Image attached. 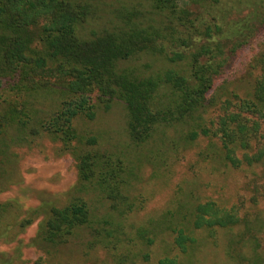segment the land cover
<instances>
[{"label":"trees","instance_id":"1","mask_svg":"<svg viewBox=\"0 0 264 264\" xmlns=\"http://www.w3.org/2000/svg\"><path fill=\"white\" fill-rule=\"evenodd\" d=\"M207 1L143 0L120 7L86 34L83 25L97 11L89 0H0V83L7 79L8 88L24 96L20 100L14 93L7 99L0 94V137L7 128L24 138L46 136L58 143L59 153L72 157L75 169L72 193L62 204L44 210L39 224L38 240L49 248L47 253L63 249L82 228L93 231L96 242L114 246L111 234L119 222L108 221L107 215L99 218L84 194L104 200L122 219L136 207L127 191L136 175L131 167L100 149L95 136L79 135L73 126L77 118L92 119L96 107L106 110L113 100L122 103L126 135L133 145L179 125L186 129V140L198 135L215 139L223 164L249 167L264 160V41L251 59L258 75L250 95L225 98L216 103L213 116L204 119L215 103L205 102L208 91L223 76L227 59L257 36L264 9L255 8L252 19L244 22L227 21L229 0H213L223 4L220 15L204 20L199 14ZM34 39L41 49L30 46ZM47 95H53L56 104L34 113L32 101ZM260 187L252 184V203L262 195ZM241 221L244 217L234 205L198 202L184 224L171 228L172 245L188 256L196 247L192 229L229 228ZM29 222L26 218L20 225ZM244 230H249L247 223ZM139 237L144 238L143 233ZM175 263V257L157 260ZM33 264H39L38 259Z\"/></svg>","mask_w":264,"mask_h":264},{"label":"rangeland","instance_id":"2","mask_svg":"<svg viewBox=\"0 0 264 264\" xmlns=\"http://www.w3.org/2000/svg\"><path fill=\"white\" fill-rule=\"evenodd\" d=\"M89 1L97 11L83 25L86 34L101 27L120 7L143 2ZM229 3L227 21L244 22L252 19L255 8L264 9V0ZM207 4L199 14L204 20L220 15L219 6L223 4L217 6L213 0ZM263 41L264 24L254 39L227 59L223 76L206 95L205 102H215L206 110V121L213 116L216 103L232 95H250L258 75L251 59ZM30 46L42 48L36 39ZM5 81L1 78V97L13 99L16 93L22 100V92H13ZM55 104L53 95L32 101L38 115L41 107L50 109ZM73 126L79 135L95 136L100 149L122 158L131 167L136 175L127 191L136 207L122 219L104 200L92 193L84 194L99 218L107 215L108 221L119 222V228L111 234L114 246L96 242L93 231L82 228L63 249L47 253L49 248L38 240L39 224L44 210L62 204L72 193L76 181L73 160L68 153H59L58 143L46 136L24 138L22 133L7 128L0 137V205L5 206L0 214V264H33L37 259L39 264H157L163 257H175V264H264V160L249 167L223 164L217 158L215 139L198 135L186 140V129L179 125L133 145L126 135L125 111L118 100L111 101L106 110L96 107L90 120L75 119ZM252 184L261 185L262 195H256L255 203L250 200ZM207 200L227 208L236 206L244 221L229 228L190 229L196 247L188 256H182L172 245L171 228L184 224L192 205ZM26 218L30 222L20 225ZM245 223L248 231L244 230ZM105 227L110 229L109 225ZM139 233L150 241L140 238ZM229 239H233L230 247Z\"/></svg>","mask_w":264,"mask_h":264}]
</instances>
